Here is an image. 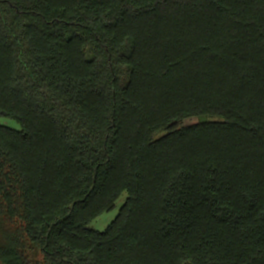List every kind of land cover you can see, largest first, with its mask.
I'll return each instance as SVG.
<instances>
[{"label": "trees", "instance_id": "16d2710c", "mask_svg": "<svg viewBox=\"0 0 264 264\" xmlns=\"http://www.w3.org/2000/svg\"><path fill=\"white\" fill-rule=\"evenodd\" d=\"M4 117L0 264H264V0H0Z\"/></svg>", "mask_w": 264, "mask_h": 264}, {"label": "rangeland", "instance_id": "374dc122", "mask_svg": "<svg viewBox=\"0 0 264 264\" xmlns=\"http://www.w3.org/2000/svg\"><path fill=\"white\" fill-rule=\"evenodd\" d=\"M197 122V119H189L188 121L185 122L186 125H189L190 123H195ZM0 124L2 125H7L8 127L19 131L20 124L17 123L16 121L9 119V118H0ZM127 199V193H124L121 196V199L117 202L116 207L110 211H107L106 213L102 214L101 216L97 217L96 219L93 220L91 223L90 227L96 231L104 232L107 230V226L113 222L118 215L120 214V209L124 205L125 201Z\"/></svg>", "mask_w": 264, "mask_h": 264}]
</instances>
